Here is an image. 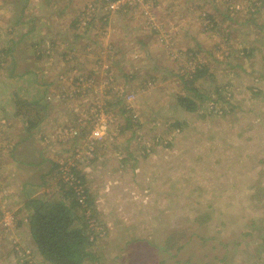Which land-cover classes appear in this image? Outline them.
<instances>
[{
	"label": "rangeland",
	"instance_id": "374dc122",
	"mask_svg": "<svg viewBox=\"0 0 264 264\" xmlns=\"http://www.w3.org/2000/svg\"><path fill=\"white\" fill-rule=\"evenodd\" d=\"M263 149L264 0H0V264H48L26 200L71 165L83 264H261Z\"/></svg>",
	"mask_w": 264,
	"mask_h": 264
},
{
	"label": "trees",
	"instance_id": "16d2710c",
	"mask_svg": "<svg viewBox=\"0 0 264 264\" xmlns=\"http://www.w3.org/2000/svg\"><path fill=\"white\" fill-rule=\"evenodd\" d=\"M34 30L35 28L32 27L30 33H33ZM197 73H201L202 76L203 72L198 71V68H196L195 71L192 72L193 75L189 83H192L200 76V74ZM61 79V74H59L57 76V80L59 81L56 82L57 86L58 83L61 84ZM185 83H188V81ZM189 90L195 91L196 89L190 88ZM178 102V104L187 111H196L197 109V104L189 97L179 96ZM17 103L20 104V99ZM28 105L40 106V104L34 103ZM43 107L45 111L44 114L41 113L39 116L26 120L25 131L27 133H31V130L45 119L47 115V105ZM20 110L21 108L17 110L16 114H23ZM30 152L31 151L25 152V155L30 154ZM14 153L15 149L11 148L8 155L11 156V158H16L17 156ZM95 159L96 158L93 160ZM59 167L60 164L53 163L46 173L53 172ZM61 167L63 170V166ZM68 171H70L72 177L68 178V181L62 182L63 184L61 183L62 186H60V188L62 194L59 200L40 199L30 196L26 200L27 207L32 210V215L28 220L29 234L39 254L48 264H83L87 258L95 257L90 250L92 240L88 234H85V226H87V223L77 213V208L81 207L84 210L82 216L85 217L88 213V202L90 204L93 198L88 194V188L84 186L85 176L81 174L76 166L71 165ZM63 180L64 179H62V181ZM76 220H80L81 224L78 225Z\"/></svg>",
	"mask_w": 264,
	"mask_h": 264
},
{
	"label": "crops",
	"instance_id": "0c3cea01",
	"mask_svg": "<svg viewBox=\"0 0 264 264\" xmlns=\"http://www.w3.org/2000/svg\"><path fill=\"white\" fill-rule=\"evenodd\" d=\"M262 168H263V170H264V149H263V165H262ZM263 226H264V223H263ZM239 245V244H238ZM247 245H250V244H247ZM253 245V244H252ZM256 248H259L258 246H255ZM259 249H263L264 250V248H259ZM261 264H264V261L263 262H261Z\"/></svg>",
	"mask_w": 264,
	"mask_h": 264
}]
</instances>
